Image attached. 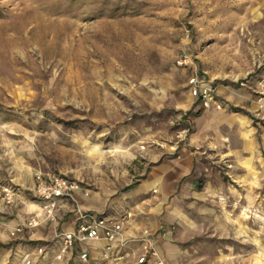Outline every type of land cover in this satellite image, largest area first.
<instances>
[{
  "label": "rangeland",
  "instance_id": "rangeland-1",
  "mask_svg": "<svg viewBox=\"0 0 264 264\" xmlns=\"http://www.w3.org/2000/svg\"><path fill=\"white\" fill-rule=\"evenodd\" d=\"M194 75L220 107L191 94ZM260 91L264 0H0V183L20 194L8 210L32 200L38 170L106 212L165 194L159 232L175 234L176 208L191 224L179 264H264ZM214 112L246 116L256 151L220 143ZM236 147L250 166L235 167ZM10 247L0 264H17Z\"/></svg>",
  "mask_w": 264,
  "mask_h": 264
},
{
  "label": "crops",
  "instance_id": "crops-1",
  "mask_svg": "<svg viewBox=\"0 0 264 264\" xmlns=\"http://www.w3.org/2000/svg\"><path fill=\"white\" fill-rule=\"evenodd\" d=\"M215 122L214 126L218 132V141L226 142L233 141V136L237 140H241L244 149L250 148L251 151H256L253 145V139L248 137L251 129L248 127L249 120L246 116L229 115L222 112H214ZM229 128V132H225V127ZM235 126V130L230 128ZM222 129L224 131H222ZM227 131V130H226ZM225 132V133H224ZM230 143V142H229ZM237 159L234 163L235 167H248L251 165L250 158L243 159L241 157L242 150L239 147L234 148ZM42 171V170H41ZM153 182L151 184L162 186L163 179L159 174L153 176ZM0 181L2 178L0 176ZM32 185L34 177L31 179ZM5 184V183H4ZM149 185L152 187V185ZM77 198L79 205L87 211H91L95 214H102L110 217H118L121 213L129 212L131 216L127 219L123 226L122 242H119L112 250V256H122L119 259H104L102 256L108 242L105 239L92 240L87 242H77L73 248L69 250L64 260L58 264H136L137 258L141 253L140 242L134 239L143 228H150L155 233V246L159 255L168 264H179L182 262L185 255V250L181 247V242L186 239L184 229L189 223V218L179 209H175L177 215L178 228L175 231L171 230L167 235H162L159 232L161 219L160 213L163 211L161 205L156 203V200L161 197H165V194H157L153 199L143 201L141 194H129L126 198L136 197L140 198L135 204H125L119 206L117 210L106 212L103 209V205L98 202V198L85 193L84 189L77 191ZM31 201L25 204L24 208L15 215L10 214L8 206L0 199V219L7 222L6 227H0V243L10 244V248L14 250V258L17 264H24L21 259V254L25 250L33 249L36 245L45 244L51 241L54 237L56 230H70L77 224V215L71 204H66L60 210V216L57 222H51L44 220L34 229H25L19 233L16 237H12L9 234V228L19 223L24 222L30 217H43L42 207L40 201L30 194ZM158 197V198H157ZM169 222L166 223L169 225ZM170 226V225H169ZM174 234V236H173ZM81 251L88 252L87 261H82L79 258ZM50 254L44 257L34 254L33 264H38L46 259ZM151 264H157L153 259Z\"/></svg>",
  "mask_w": 264,
  "mask_h": 264
},
{
  "label": "built area",
  "instance_id": "built-area-1",
  "mask_svg": "<svg viewBox=\"0 0 264 264\" xmlns=\"http://www.w3.org/2000/svg\"><path fill=\"white\" fill-rule=\"evenodd\" d=\"M191 94L200 97L206 106L215 103L220 107V103L215 100L214 89L204 84V82L194 75L189 79ZM256 103L260 110L264 112V91L256 98ZM0 194L6 205H12L19 199V191L11 184L0 183ZM80 189L78 181L68 176L54 171H35L34 182L30 187L32 196L37 198L42 207L43 217H30L24 222L9 228V234L16 237L25 229H34L42 221L48 220L57 222L60 210L66 204H71L77 215V224L70 230H56L51 241L45 244L36 245L32 250H25L21 254L24 264H33L34 254L46 259L38 264H58L63 261L67 253L77 242H87L98 239H105L108 244L102 253L104 259H119L122 256H112V250L122 242L123 226L131 213L124 212L118 217H110L102 214H95L84 210L78 203L77 191ZM7 222L0 219V227H6ZM140 242L141 253L136 264H151L153 259L157 264H165L164 259L159 255L155 246V233L150 228H143L134 238ZM79 258L87 261L88 252L81 251Z\"/></svg>",
  "mask_w": 264,
  "mask_h": 264
},
{
  "label": "bare ground",
  "instance_id": "bare-ground-1",
  "mask_svg": "<svg viewBox=\"0 0 264 264\" xmlns=\"http://www.w3.org/2000/svg\"><path fill=\"white\" fill-rule=\"evenodd\" d=\"M216 76V75H215ZM87 150L89 152H95V153H100L103 154V150H101L100 148H98L96 145H91L89 146V148H87ZM218 218V217H217ZM264 219V218H263ZM262 221V220H261ZM263 222V221H262ZM257 242V241H256ZM261 250V249H260Z\"/></svg>",
  "mask_w": 264,
  "mask_h": 264
}]
</instances>
